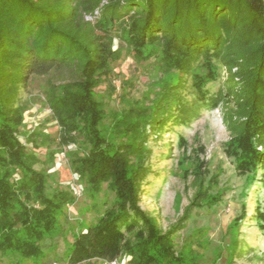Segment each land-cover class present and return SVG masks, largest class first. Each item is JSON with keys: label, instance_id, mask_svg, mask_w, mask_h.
<instances>
[{"label": "trees", "instance_id": "1", "mask_svg": "<svg viewBox=\"0 0 264 264\" xmlns=\"http://www.w3.org/2000/svg\"><path fill=\"white\" fill-rule=\"evenodd\" d=\"M115 39L125 47L114 49ZM123 52L138 63L219 61L227 74L220 98L231 102L224 116L239 141L230 157L241 175L264 167V0H0V264H112L124 255L129 264H205L175 240L194 211L215 208L223 195L207 196L196 175L193 204L164 233L142 209L144 142L157 121L108 112L96 96ZM42 77L56 135L25 118L23 91ZM175 89L165 86L157 105ZM62 154L96 211L70 232L78 194L53 171ZM257 218L264 229V213ZM68 234L63 263L48 261L46 243ZM200 235H190L191 246ZM245 253L240 246L236 256Z\"/></svg>", "mask_w": 264, "mask_h": 264}, {"label": "rangeland", "instance_id": "2", "mask_svg": "<svg viewBox=\"0 0 264 264\" xmlns=\"http://www.w3.org/2000/svg\"><path fill=\"white\" fill-rule=\"evenodd\" d=\"M124 47L118 39L114 40V49ZM111 68V77L103 78L96 90L105 109L130 120L140 115L157 121L148 128L144 142L146 176L140 185V205L159 231L169 230L193 204L197 191L194 181L201 174L206 179L207 196L223 195L222 203L193 212L186 228L176 237L178 249L198 251L205 264H264V229L257 218L258 212L264 213V167L255 175H241L230 157L228 150L238 146L239 141L231 137L224 116L225 107L231 102L220 98L227 75L221 63L197 59L183 66L182 62L164 64L160 57L138 63L123 52ZM167 85L176 89L162 105H157ZM47 86V77L32 78L23 91L22 98L29 108L25 118L30 126L43 127L56 135L59 127L45 102ZM182 103L194 116L181 112ZM163 120L167 123L163 124ZM39 157L44 159V152ZM53 171L58 173L60 183L71 184L77 191L76 201L68 209L67 231L79 230L96 217L93 201L85 185L70 170L64 154L56 159ZM242 214H246L243 219ZM237 217L239 223L228 232ZM199 232L198 244L191 246L190 235ZM65 240L72 242L71 234L46 243L48 261L63 263ZM240 246L246 253L236 256ZM84 264L106 263L93 260ZM115 264H129V256L124 255Z\"/></svg>", "mask_w": 264, "mask_h": 264}, {"label": "built area", "instance_id": "3", "mask_svg": "<svg viewBox=\"0 0 264 264\" xmlns=\"http://www.w3.org/2000/svg\"><path fill=\"white\" fill-rule=\"evenodd\" d=\"M116 262L112 263V264H115Z\"/></svg>", "mask_w": 264, "mask_h": 264}]
</instances>
